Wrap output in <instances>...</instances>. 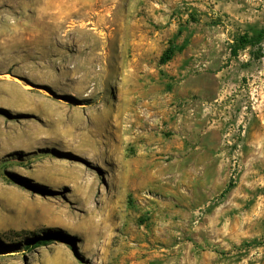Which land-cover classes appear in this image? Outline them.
<instances>
[{
  "label": "rangeland",
  "instance_id": "obj_1",
  "mask_svg": "<svg viewBox=\"0 0 264 264\" xmlns=\"http://www.w3.org/2000/svg\"><path fill=\"white\" fill-rule=\"evenodd\" d=\"M262 27L264 0H0V264H264V40L232 51Z\"/></svg>",
  "mask_w": 264,
  "mask_h": 264
},
{
  "label": "bare ground",
  "instance_id": "obj_2",
  "mask_svg": "<svg viewBox=\"0 0 264 264\" xmlns=\"http://www.w3.org/2000/svg\"><path fill=\"white\" fill-rule=\"evenodd\" d=\"M84 6H77V7H74L75 8V14L77 15L80 11H82ZM88 12H90V10H88ZM71 71L73 72H81V75L83 76V82L87 83V82H90L92 79L96 78L97 75L94 74V70L92 67L88 66L87 63H86V60H83L82 62H77L72 68H71ZM65 73L66 75L69 74V72H63ZM44 75V74H43ZM42 76V75H41ZM83 92V90H82ZM40 102L42 103H49L51 104L52 108H57V107H61L59 106V104L51 101L49 98L47 97H40ZM50 113H53V112H50ZM49 114V113H48ZM93 117V116H92ZM93 122L95 123H99V119L94 116L93 118ZM73 134V133H72ZM82 138V137H80ZM77 139H78V136H73V138L71 137L68 142L70 141H76L77 142ZM96 141V140H95ZM67 142V141H66ZM71 143H74V142H71ZM75 144V143H74ZM76 149L77 150H80L81 152L83 153H87L89 150L91 151V147H92V142L90 139H86V140H80L78 141V143L76 144ZM90 154V153H89ZM77 167H75L74 170H77L75 171L77 173V177H80L81 176V172H84V171H87V168H85L84 166L80 165V164H77L76 165ZM69 173V172H68ZM70 174V173H69ZM67 178V177H66ZM73 179H75L73 177Z\"/></svg>",
  "mask_w": 264,
  "mask_h": 264
},
{
  "label": "trees",
  "instance_id": "obj_3",
  "mask_svg": "<svg viewBox=\"0 0 264 264\" xmlns=\"http://www.w3.org/2000/svg\"><path fill=\"white\" fill-rule=\"evenodd\" d=\"M264 40V27L258 29L253 35L244 34L239 36L236 39V43L232 49L233 53L236 55L240 49L246 48L247 46H256L261 44ZM177 51V47L174 44H171L161 56V62L166 63L174 56L175 52ZM43 238L38 239L41 240ZM45 239V238H44Z\"/></svg>",
  "mask_w": 264,
  "mask_h": 264
}]
</instances>
